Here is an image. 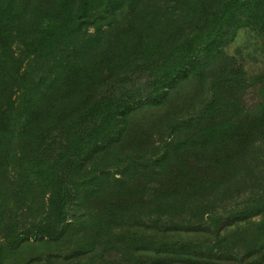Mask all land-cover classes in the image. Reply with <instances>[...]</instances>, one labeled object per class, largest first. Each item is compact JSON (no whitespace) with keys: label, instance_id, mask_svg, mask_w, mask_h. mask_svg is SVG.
Masks as SVG:
<instances>
[{"label":"trees","instance_id":"16d2710c","mask_svg":"<svg viewBox=\"0 0 264 264\" xmlns=\"http://www.w3.org/2000/svg\"><path fill=\"white\" fill-rule=\"evenodd\" d=\"M243 29L264 0H0V264H264Z\"/></svg>","mask_w":264,"mask_h":264},{"label":"rangeland","instance_id":"374dc122","mask_svg":"<svg viewBox=\"0 0 264 264\" xmlns=\"http://www.w3.org/2000/svg\"><path fill=\"white\" fill-rule=\"evenodd\" d=\"M235 37L234 42L227 48V52L234 54L238 51L250 75L261 71L264 62V52L261 49L263 36L254 29H243L238 31ZM255 95V93L248 95L247 103L253 102ZM111 257L116 258V256Z\"/></svg>","mask_w":264,"mask_h":264}]
</instances>
